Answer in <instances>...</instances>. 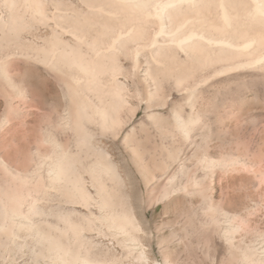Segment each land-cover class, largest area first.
<instances>
[{
	"label": "rangeland",
	"instance_id": "374dc122",
	"mask_svg": "<svg viewBox=\"0 0 264 264\" xmlns=\"http://www.w3.org/2000/svg\"><path fill=\"white\" fill-rule=\"evenodd\" d=\"M92 1L0 0V264H264V75L104 55L149 24Z\"/></svg>",
	"mask_w": 264,
	"mask_h": 264
},
{
	"label": "bare ground",
	"instance_id": "6f19581e",
	"mask_svg": "<svg viewBox=\"0 0 264 264\" xmlns=\"http://www.w3.org/2000/svg\"><path fill=\"white\" fill-rule=\"evenodd\" d=\"M79 1L81 3V0H79ZM117 1H118V5H120L121 3L123 5L124 4L125 5H131L128 7H130V9L132 8V10H135L134 14H137L139 17L142 18V20L144 19L145 22H143V21L142 22L145 25L149 24V28L148 29L145 28L148 25L142 26L144 28V29L142 28V31L144 30L143 31L144 33L147 32V34L145 33L146 35H143L140 32L139 33L135 32L134 34H132L133 32H131V30H126L123 27H121V29L118 28V30H117L115 28V26H117V25H115L114 28L117 30L116 32H114L111 35L108 34V36H109L108 37V36H104L107 34V31H106L105 32L106 34L104 33V35H103L104 37H107V38H105L106 40H102L103 38L100 39V42L102 43V41H103V43L105 45H103V43L101 44L98 41L100 43V45H102L101 47H100V45H98V47L100 48L98 50L101 51L102 54L105 55L106 53H109L110 51L111 52L114 51V53L116 51H117L116 53L122 51L121 53L123 55H130L133 62L136 65L138 64L137 60L140 58L139 55L143 54V52H145V51L148 52L149 55H151L154 58V60H156V62L161 61L158 59L159 56L165 55V56L169 57L168 59L165 57L167 59L168 64H169V59H170V62L173 65L175 63H177L176 61H179L177 58L179 56V54H183L185 56L184 59L188 62L190 69L191 68L192 69L201 68V70H202V74L196 78L194 86L196 84L197 85L198 84H200V85L201 84H207L211 81L212 82L213 81L214 82L224 81L226 78L223 77V79H219V77L224 76V74L230 72L231 70L244 69V71H245V69H249V70L256 72L258 74V76L264 75V0H117ZM66 3H67V1H66ZM82 3H85V2H83V0H82ZM88 3H91V2H88ZM70 4H72V3H70ZM101 4L93 5L91 3V4H88V6L90 8H92V11H94L96 9L98 11L96 13H99V14H100V11H105L104 7L110 8L107 6H102ZM103 5H105L104 1H103ZM123 5H121V6H123ZM85 6H87V3L85 4ZM128 7H126V9H124V8L123 9L126 11L128 9ZM56 8H57V6H56ZM61 8H63V7H61ZM114 8L115 7H113L112 10ZM117 8H118V6H117ZM76 9H78V8H76ZM119 9L121 10V8H119ZM63 10H65V9H63ZM85 11H86V9H85ZM136 11H138L140 14H138ZM66 12H68V11H66ZM116 12H117V10H116ZM110 13H108V15H107L108 17H109ZM81 14H80V16H83L82 18L86 17V16L81 15ZM131 14H132V12H131ZM140 15H142V16H140ZM61 16L59 15L58 18ZM72 16H73V14H72ZM74 16H75V13H74ZM99 16L101 17L102 15H97V17H98L97 19H99ZM113 16H115V15H113ZM113 16H111V17H113ZM129 16H130V14H129ZM103 17H104V13H103ZM103 17H102V19H103ZM76 19H77V17H76ZM78 19H80V17H78ZM87 20H88V18H87ZM74 21L76 22L75 19H74ZM89 21H90V19H89ZM92 21L94 22L95 20H92ZM92 21H90V22H92ZM115 21H116V19H115ZM136 24H138V25H136L137 28H138V26L140 28L141 25H139L138 22ZM79 25H84V23L83 24L79 23ZM87 25H89L87 27H90L91 24L89 23ZM100 25H102V24H100ZM128 26L131 29L132 25H130L128 23ZM96 27H98V26H95V28ZM104 27L103 28L100 27V28H102V30H104ZM108 28H109V31L111 33V29H112L111 26ZM114 28L112 30H114ZM125 28H127V27H125ZM137 28H136V30L138 31ZM62 29L63 28H61V30ZM122 29H124V31ZM145 29L147 31H145ZM69 32L71 33L72 31H69ZM65 33H66V31H65ZM92 33H94V32H92ZM102 33L103 32L100 31V29H98V30L96 29L95 30V36L93 37L94 40L96 38L98 39V35L99 34L102 35ZM54 35H56V34H54ZM82 35H81V37H82ZM103 36H101V37H103ZM71 37H73V36H71ZM97 39H96V41H97ZM123 39L124 40L126 39L127 41H125L123 46H122V45H120V42L123 43V41H124ZM49 41L51 42L52 40L50 39ZM56 42H57V40H56ZM91 42L88 41L89 44ZM57 43H60V42H57ZM85 43H87V41ZM94 43H95V41L92 42V44H90V46H87V45L86 46L89 47V49H90V47H92V46L94 47ZM50 45H52V44H50ZM55 45H56V43H55ZM69 46H70V44L68 45V47ZM93 47H92V49L95 48V47L94 48ZM121 47L122 48L124 47V49L121 50ZM64 48H66L65 51H64ZM64 48H62L63 49L62 50V49H59V47H58V50H60L61 53L64 52V54H65V52H67V53L69 52L72 54L77 53L76 52L77 49H74V47L71 48V50H72L71 52L69 50L67 51V49H70V47L67 48V46H66ZM56 49H57V47H56ZM103 51H105V52L109 51V52L103 53ZM56 52H57V50H56ZM93 52H95V51H93ZM98 54H100V53H98ZM111 54H113V53H111ZM162 59H163V57H162ZM70 60H73L74 65L75 64L77 65V63H78L81 67L82 66L86 67L87 65H89L88 62H82L81 60L76 59V58H73V59L71 58ZM151 60H152V58H151ZM154 60H152V61H154ZM182 61H183V59H182ZM153 65H155V64L153 63ZM160 65H162V63H160ZM173 65H171V66H173ZM157 66L158 65L156 64V67ZM158 67H157V69H158ZM68 76H69L70 84L68 83V81H66V80H64V81L67 82L71 92L77 91L76 89L78 87L76 86V82H77V80L79 82L80 79H78V76L75 75L73 72H71V74H69ZM190 77H192V75ZM181 81H182V79L177 78L176 83L180 84ZM190 89L192 90V88H190ZM73 104L70 107L71 109H73L72 107H74ZM82 107H83V105L79 108H82ZM83 108H85V107H83ZM82 111H83V109H81V113H82ZM192 111L193 110L191 109V113H192ZM172 112H173L172 115L175 117V119L177 121V125L184 131V133L186 135L187 134L186 131L188 130V125H189L190 121L184 120V118H182V116L180 114V110H173ZM103 121H105V120L103 119ZM62 157H64V155H62ZM206 161L207 160L205 159V162ZM61 167L62 166L60 165L59 159H58L57 161H55V163L52 166V170H51L52 174L57 175V176L60 174L62 175ZM208 204H210V203H208ZM215 215H216L215 213L212 215V220L214 222L218 223L219 220L217 219V217ZM229 228H228V230H229Z\"/></svg>",
	"mask_w": 264,
	"mask_h": 264
}]
</instances>
